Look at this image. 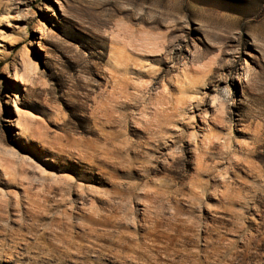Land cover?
Segmentation results:
<instances>
[{
  "label": "rangeland",
  "instance_id": "obj_1",
  "mask_svg": "<svg viewBox=\"0 0 264 264\" xmlns=\"http://www.w3.org/2000/svg\"><path fill=\"white\" fill-rule=\"evenodd\" d=\"M0 264H264V0H0Z\"/></svg>",
  "mask_w": 264,
  "mask_h": 264
},
{
  "label": "bare ground",
  "instance_id": "obj_2",
  "mask_svg": "<svg viewBox=\"0 0 264 264\" xmlns=\"http://www.w3.org/2000/svg\"><path fill=\"white\" fill-rule=\"evenodd\" d=\"M112 95H113V94H112ZM108 101H109V102L112 101L111 98H110ZM109 106H110V107L108 108V114H109V116H111L112 108H111V105H109ZM109 119H110V118H109ZM109 121H110V120H109ZM160 125H161V124H160ZM162 128H163L162 125L159 126V129L163 130ZM165 129H167V128H165ZM167 131H169V129H168ZM172 131H173V130H172ZM159 132H160V131H159ZM156 136H157V135H156ZM177 138H178V137H177ZM155 139H157V138H155ZM160 139H161V138H160ZM140 151H141V150H140ZM140 151H139V152H140ZM11 185H12V184H11ZM11 185H8V187H11ZM58 191H59V190H58ZM113 192H114V191H113Z\"/></svg>",
  "mask_w": 264,
  "mask_h": 264
}]
</instances>
